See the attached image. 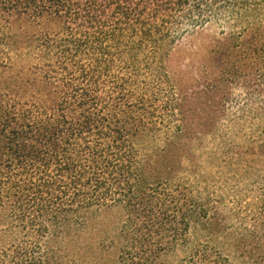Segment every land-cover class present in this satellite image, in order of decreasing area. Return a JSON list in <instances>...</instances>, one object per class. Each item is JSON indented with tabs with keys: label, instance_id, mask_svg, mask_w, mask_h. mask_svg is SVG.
<instances>
[{
	"label": "trees",
	"instance_id": "16d2710c",
	"mask_svg": "<svg viewBox=\"0 0 264 264\" xmlns=\"http://www.w3.org/2000/svg\"><path fill=\"white\" fill-rule=\"evenodd\" d=\"M233 258L264 264V0H0V264Z\"/></svg>",
	"mask_w": 264,
	"mask_h": 264
},
{
	"label": "rangeland",
	"instance_id": "374dc122",
	"mask_svg": "<svg viewBox=\"0 0 264 264\" xmlns=\"http://www.w3.org/2000/svg\"><path fill=\"white\" fill-rule=\"evenodd\" d=\"M209 144L205 145V148L202 150L201 152V156L204 158L206 157V155L209 152ZM204 166L207 170V172L211 173L213 168L211 167V165H208L207 163H204ZM243 186H242V199H243V208L241 210V212H239V216H240V220H238L236 223H231L228 227H229V238H231V233L235 232L236 229L239 231L240 233L247 230V232H255V225L257 224L258 220L257 217L261 214V209H260V205H254L253 204V190H254V178L253 177H247L244 182H243ZM217 182L213 181L211 183H209L210 189H214L217 188ZM222 187H224V184L222 183ZM237 224V225H236ZM238 227V228H237ZM234 230H231V229ZM205 236H201V238H204ZM229 238H219V241L221 242H228L230 239ZM226 253L230 254L231 256H234L233 253L231 252V250L228 249V252L226 251ZM232 261L234 262V264H237L236 260L233 258Z\"/></svg>",
	"mask_w": 264,
	"mask_h": 264
}]
</instances>
